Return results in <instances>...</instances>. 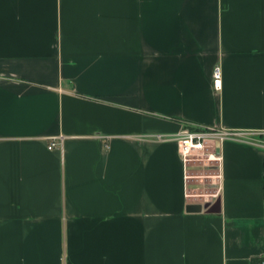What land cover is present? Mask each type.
Returning <instances> with one entry per match:
<instances>
[{
  "label": "crops",
  "instance_id": "obj_1",
  "mask_svg": "<svg viewBox=\"0 0 264 264\" xmlns=\"http://www.w3.org/2000/svg\"><path fill=\"white\" fill-rule=\"evenodd\" d=\"M262 263L264 0H0V264Z\"/></svg>",
  "mask_w": 264,
  "mask_h": 264
},
{
  "label": "built area",
  "instance_id": "obj_2",
  "mask_svg": "<svg viewBox=\"0 0 264 264\" xmlns=\"http://www.w3.org/2000/svg\"><path fill=\"white\" fill-rule=\"evenodd\" d=\"M213 87L215 91L222 88V72L216 68L213 76ZM226 134L215 130H204L197 128H185L175 138L179 155L186 168V180H189V170L192 163L205 164L211 169L218 171L221 162L220 144L225 140ZM57 146L52 142L50 149ZM219 178V175H216ZM264 264V263H262Z\"/></svg>",
  "mask_w": 264,
  "mask_h": 264
},
{
  "label": "rangeland",
  "instance_id": "obj_3",
  "mask_svg": "<svg viewBox=\"0 0 264 264\" xmlns=\"http://www.w3.org/2000/svg\"><path fill=\"white\" fill-rule=\"evenodd\" d=\"M217 172L205 164L192 163L189 170V195L198 201H204L216 190Z\"/></svg>",
  "mask_w": 264,
  "mask_h": 264
},
{
  "label": "water",
  "instance_id": "obj_4",
  "mask_svg": "<svg viewBox=\"0 0 264 264\" xmlns=\"http://www.w3.org/2000/svg\"><path fill=\"white\" fill-rule=\"evenodd\" d=\"M219 207V202H217V204H215L214 206H212V208L210 209V212H216ZM190 212H201L202 211V206H190L189 208Z\"/></svg>",
  "mask_w": 264,
  "mask_h": 264
}]
</instances>
